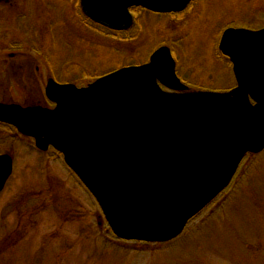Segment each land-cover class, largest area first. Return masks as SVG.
I'll return each mask as SVG.
<instances>
[{"label":"water","instance_id":"water-1","mask_svg":"<svg viewBox=\"0 0 264 264\" xmlns=\"http://www.w3.org/2000/svg\"><path fill=\"white\" fill-rule=\"evenodd\" d=\"M193 0H80L104 27L131 26L130 7L180 12ZM235 85L189 90L166 45L85 86L49 78L54 104L0 103V122L62 155L122 240L164 243L231 183L247 154L264 150V27H227L218 44ZM13 159L0 153V192Z\"/></svg>","mask_w":264,"mask_h":264},{"label":"rangeland","instance_id":"rangeland-1","mask_svg":"<svg viewBox=\"0 0 264 264\" xmlns=\"http://www.w3.org/2000/svg\"><path fill=\"white\" fill-rule=\"evenodd\" d=\"M39 2L40 9H48L50 22L39 24V48L53 55L39 54L40 77L53 74L77 85L147 60L164 42L189 87L224 91L235 82L228 58L218 49L223 30L264 27V0H196L181 14L164 16L140 11L131 30L116 35L80 23L75 0ZM40 83L39 102L45 105ZM5 152L12 155L13 172L0 192V240L10 237L19 220L27 221L24 229L28 220L33 226L24 236L22 229L16 231L0 263L34 264L35 256L43 264H264V150L245 157L238 179L171 244L161 246L117 241L96 200L62 155L52 148L41 151L31 139L0 124V153ZM45 187L51 192L49 202L29 217L19 213L34 206V197Z\"/></svg>","mask_w":264,"mask_h":264},{"label":"flooded vegetation","instance_id":"flooded-vegetation-1","mask_svg":"<svg viewBox=\"0 0 264 264\" xmlns=\"http://www.w3.org/2000/svg\"><path fill=\"white\" fill-rule=\"evenodd\" d=\"M39 1L40 0H0V103L2 104L15 103L24 107L37 105L45 107L54 106L53 103L46 98L44 94L45 92H42L44 97L42 101L45 102V105L39 102L40 79L44 90L46 86L45 83H47L49 78L56 80L53 74L47 75L46 78H43L42 75L40 77L41 63L39 61V54L43 55V57L47 55L48 58H50V56L46 52V49H40L38 44L37 37L40 33L39 24L44 19H47V22L49 19V12H47L48 9L44 10L43 7L40 9L39 7L42 6V3ZM194 1L196 0L190 1L186 8H188V6ZM75 2L76 9L78 10V15H76L77 17L80 16V23H84L85 25L88 24L90 28L99 33L102 32V29H105L109 31L111 35L131 30L136 23L137 12L141 13L140 11H145L153 13L140 6L130 7L129 11L133 17L131 26L127 29L114 30L89 19L81 10L80 0H75ZM186 8L183 11H185ZM183 11L174 14H181ZM153 14L164 16L173 13ZM48 24H50V22H48ZM168 47H170V45H168ZM171 51L173 54L172 48ZM44 52H46V55H44ZM148 59L149 58L137 64L146 63ZM50 68L51 67H49V69ZM177 75L182 83L187 85L182 77H180L179 74ZM56 81L64 83L60 80ZM87 83H84V85ZM187 87L189 90L192 89L189 85H187ZM0 124L12 128L15 135L23 136L18 133L13 126L7 123L3 124V122H0Z\"/></svg>","mask_w":264,"mask_h":264},{"label":"trees","instance_id":"trees-1","mask_svg":"<svg viewBox=\"0 0 264 264\" xmlns=\"http://www.w3.org/2000/svg\"><path fill=\"white\" fill-rule=\"evenodd\" d=\"M161 44H165L164 42L163 43H160L159 45H161ZM158 45V46H159ZM157 47V46H156ZM155 47V48H156ZM155 48H153V49H155ZM99 76V75H98ZM98 76H96V77H98ZM96 77H94L93 79H95ZM76 84V83H75ZM80 85H84V84H80ZM10 155H11V153H10ZM12 156V155H11ZM247 156H249V157H255V156H257V154H247L245 157H247ZM238 176L237 175H235V177H233L234 178V180L237 178ZM238 179V178H237ZM46 189H44V190H42V191H44L43 193H41V194H37V197H34V198H36V203L34 204V206H32L31 208H29V207H27V208H25L24 209V211H20L19 213H22L23 215H26V213H27V215L26 216H30V214L31 213H35L37 210H38V212L42 209V208H40L41 207V205L43 204V205H45V203H47V202H49V199L51 198V192L49 191V189L47 188V187H45ZM24 203H25V200H24ZM25 206L24 205H22V208H24ZM224 210L223 211H221V212H219L220 214H224ZM218 213V212H217ZM218 213V214H219ZM23 222H27V221H25V220H19V222H18V224H17V226L15 227V229H14V232L10 235V237L9 238H7V239H3V240H0V255L4 252V250H5V247L6 246H8L9 244H11L10 243V241H9V239H14V238H17V236H16V231L17 230H19V229H22V235L24 236L25 234H26V232H27V229L28 228H30V227H32L33 226V224H32V221H29L28 220V223L29 224H27L26 225V227H25V229H24V226H23ZM112 233V232H111ZM114 235V234H113ZM114 237L117 239V241L118 240H120V238H118V237H116L115 235H114ZM139 243H141V242H139ZM146 243V242H145ZM165 244H167V245H169V244H171L172 242H164ZM12 244H14V242H12ZM144 244V243H143ZM154 245L155 246H161V245H164L163 243H154ZM59 259V258H58ZM33 260H34V264H43L42 263V261H40L37 257H33ZM0 264H3V263H0ZM6 264H12V262L10 261V262H7ZM56 264H59V262L58 263H56Z\"/></svg>","mask_w":264,"mask_h":264}]
</instances>
